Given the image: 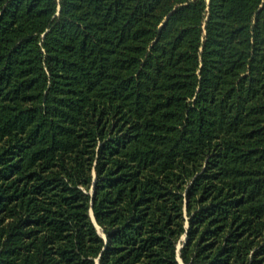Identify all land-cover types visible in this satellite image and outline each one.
Wrapping results in <instances>:
<instances>
[{
	"label": "trees",
	"instance_id": "1",
	"mask_svg": "<svg viewBox=\"0 0 264 264\" xmlns=\"http://www.w3.org/2000/svg\"><path fill=\"white\" fill-rule=\"evenodd\" d=\"M178 259L264 264V0H0V264Z\"/></svg>",
	"mask_w": 264,
	"mask_h": 264
},
{
	"label": "water",
	"instance_id": "2",
	"mask_svg": "<svg viewBox=\"0 0 264 264\" xmlns=\"http://www.w3.org/2000/svg\"><path fill=\"white\" fill-rule=\"evenodd\" d=\"M90 214H91V217H92V219H93V216H92L91 210H90ZM179 247H180V245H179ZM178 260H179V259H178ZM179 262H180V264H182V263H181V260H179ZM96 264H98V260H96Z\"/></svg>",
	"mask_w": 264,
	"mask_h": 264
},
{
	"label": "rangeland",
	"instance_id": "3",
	"mask_svg": "<svg viewBox=\"0 0 264 264\" xmlns=\"http://www.w3.org/2000/svg\"><path fill=\"white\" fill-rule=\"evenodd\" d=\"M183 264V263H182Z\"/></svg>",
	"mask_w": 264,
	"mask_h": 264
}]
</instances>
